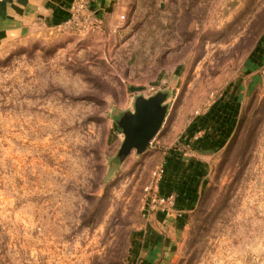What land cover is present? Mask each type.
<instances>
[{"label":"rangeland","instance_id":"1","mask_svg":"<svg viewBox=\"0 0 264 264\" xmlns=\"http://www.w3.org/2000/svg\"><path fill=\"white\" fill-rule=\"evenodd\" d=\"M116 7L84 25L72 6L67 25L0 50V264H141L145 239L167 238L146 206L153 173L197 116L237 94L233 138L159 257L264 264V0ZM156 93L161 130L121 158L119 120Z\"/></svg>","mask_w":264,"mask_h":264},{"label":"crops","instance_id":"2","mask_svg":"<svg viewBox=\"0 0 264 264\" xmlns=\"http://www.w3.org/2000/svg\"><path fill=\"white\" fill-rule=\"evenodd\" d=\"M73 2L74 0H0V50L33 37L39 30L63 27L70 17ZM88 3L89 11L94 17H105L118 8V0H90ZM237 95L222 97L210 104L207 111L194 120L191 127L193 130L183 140L182 149H171L164 158L165 174L160 191L164 196L174 197L173 214L167 216L158 213V218H162L164 225L161 226L165 231L163 236L167 238L162 239L160 244L154 238L145 239L141 247L144 252L149 253H144L141 264L164 263L159 253L171 248L169 236L172 230L183 228L178 225L171 227V221L184 222L183 219H187L196 207L208 183L209 160L228 146L236 130L242 110V96ZM161 128L162 126L159 131ZM189 140H194L192 145L188 143Z\"/></svg>","mask_w":264,"mask_h":264},{"label":"water","instance_id":"3","mask_svg":"<svg viewBox=\"0 0 264 264\" xmlns=\"http://www.w3.org/2000/svg\"><path fill=\"white\" fill-rule=\"evenodd\" d=\"M167 95L156 93L147 98L139 97L136 100V110L134 113H126L120 120L119 126L126 135V141L120 152L121 158L132 149L139 153L144 152L153 140L165 118L167 107L164 102ZM156 114V115H155ZM146 131V136L139 140V134Z\"/></svg>","mask_w":264,"mask_h":264},{"label":"built area","instance_id":"4","mask_svg":"<svg viewBox=\"0 0 264 264\" xmlns=\"http://www.w3.org/2000/svg\"><path fill=\"white\" fill-rule=\"evenodd\" d=\"M74 9V18L79 17L81 13H83L82 23L92 24L91 22V12L88 8V0H76L75 4L73 5ZM123 18V17H122ZM71 21H67L65 25L70 23ZM153 90V88H152ZM152 142V141H151ZM150 142V143H151ZM165 174L164 167H159L154 173L152 180L145 188L146 195H147V204L146 206L149 208L151 212L162 213L165 215H171L174 207V197L173 196H164L161 194L160 186Z\"/></svg>","mask_w":264,"mask_h":264}]
</instances>
